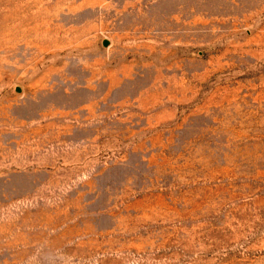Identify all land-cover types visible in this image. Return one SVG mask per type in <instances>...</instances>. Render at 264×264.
<instances>
[{"label":"rangeland","instance_id":"374dc122","mask_svg":"<svg viewBox=\"0 0 264 264\" xmlns=\"http://www.w3.org/2000/svg\"><path fill=\"white\" fill-rule=\"evenodd\" d=\"M0 264H264V0H0Z\"/></svg>","mask_w":264,"mask_h":264},{"label":"water","instance_id":"95a60500","mask_svg":"<svg viewBox=\"0 0 264 264\" xmlns=\"http://www.w3.org/2000/svg\"><path fill=\"white\" fill-rule=\"evenodd\" d=\"M106 44V41L104 40L103 42H102V45H105Z\"/></svg>","mask_w":264,"mask_h":264}]
</instances>
